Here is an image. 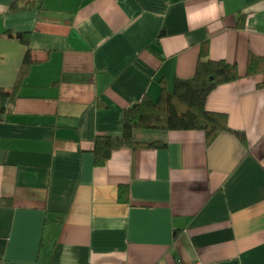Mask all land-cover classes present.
Listing matches in <instances>:
<instances>
[{
    "label": "crops",
    "instance_id": "0c3cea01",
    "mask_svg": "<svg viewBox=\"0 0 264 264\" xmlns=\"http://www.w3.org/2000/svg\"><path fill=\"white\" fill-rule=\"evenodd\" d=\"M12 1L0 0V86L13 89L28 49L7 30L29 33L35 62L11 109L0 95V264H264V0H218V20L195 30L186 7L207 0ZM203 43L237 64L206 105L245 139L138 128L166 144L96 164V136L121 133L161 79L192 76ZM251 55L263 70L248 73Z\"/></svg>",
    "mask_w": 264,
    "mask_h": 264
},
{
    "label": "trees",
    "instance_id": "16d2710c",
    "mask_svg": "<svg viewBox=\"0 0 264 264\" xmlns=\"http://www.w3.org/2000/svg\"><path fill=\"white\" fill-rule=\"evenodd\" d=\"M40 5L41 0H13L9 9L19 11ZM163 33L162 30L160 35ZM7 34L19 38L28 45L13 89L9 91L0 86V95L10 96L9 109H11L18 96V89L35 59L31 56L28 32H15L9 29ZM207 53L208 45L203 43L192 76L176 77L171 88L168 87L164 79H161L160 93L156 98L145 94L140 101L126 107L121 133L98 134L93 148L95 163L104 164L114 149L123 146H164L166 144L161 140H137L134 132L138 128L202 129L205 131L208 141L213 140L219 132L229 130L244 140L245 133L230 126L226 112L211 110L206 105L208 95L213 89L219 84L233 81L239 77L237 64L222 58H210ZM262 61V56L251 55L248 73L252 74L263 70ZM119 197L122 201L129 200L127 185L120 186Z\"/></svg>",
    "mask_w": 264,
    "mask_h": 264
},
{
    "label": "clouds",
    "instance_id": "9594fccd",
    "mask_svg": "<svg viewBox=\"0 0 264 264\" xmlns=\"http://www.w3.org/2000/svg\"><path fill=\"white\" fill-rule=\"evenodd\" d=\"M220 11L221 5L218 4V0H207L202 5L194 6L192 11H188L186 7L190 30H195V28L217 21Z\"/></svg>",
    "mask_w": 264,
    "mask_h": 264
},
{
    "label": "water",
    "instance_id": "95a60500",
    "mask_svg": "<svg viewBox=\"0 0 264 264\" xmlns=\"http://www.w3.org/2000/svg\"><path fill=\"white\" fill-rule=\"evenodd\" d=\"M220 264H239V261L237 259H231V260H225L220 262Z\"/></svg>",
    "mask_w": 264,
    "mask_h": 264
}]
</instances>
